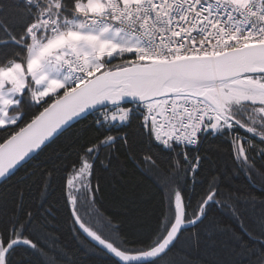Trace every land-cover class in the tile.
Wrapping results in <instances>:
<instances>
[{
	"label": "snow or ice",
	"instance_id": "snow-or-ice-1",
	"mask_svg": "<svg viewBox=\"0 0 264 264\" xmlns=\"http://www.w3.org/2000/svg\"><path fill=\"white\" fill-rule=\"evenodd\" d=\"M229 171L264 180V0H0V264H264ZM103 172L156 185L150 231L99 211Z\"/></svg>",
	"mask_w": 264,
	"mask_h": 264
},
{
	"label": "trees",
	"instance_id": "trees-1",
	"mask_svg": "<svg viewBox=\"0 0 264 264\" xmlns=\"http://www.w3.org/2000/svg\"><path fill=\"white\" fill-rule=\"evenodd\" d=\"M76 127L82 128L84 125L81 124ZM241 135H243V133H241ZM213 148L219 149L218 152L214 150L209 153L213 162L223 163L227 161V140L214 141ZM121 159H123V157H121ZM230 163V161H227L229 167ZM123 171L131 174L134 169L126 164ZM22 174V172L18 173L16 177H13L12 180L8 182V184H14ZM59 175H61V173H57V176ZM101 175L104 177V179L100 181L103 191L99 194L101 197L100 202L96 205L99 211L103 215L109 217H111L113 213L118 214L120 219H126L129 226L135 230H143L144 232L150 231L152 227H154L155 217L160 210V196L156 185L151 180L137 173L134 177L131 175L121 177L126 182L131 181L127 188H123L118 183V178L114 177L111 172H103ZM32 179L35 181L37 178L33 177ZM200 179L202 180L203 177H200ZM224 183L228 186L225 189L226 191L228 189H239L240 193L250 192L257 198V200H264V180H261L259 177L249 179L243 173L234 174L232 171H229L227 172ZM58 184L59 181L57 180V184L53 185L49 192L48 204L45 205V207L52 206L56 216V219L51 221L48 232L55 239L62 240L66 243L70 242L74 249L81 248L82 245L78 242H73L71 236L68 234V225L64 222L67 217V211L63 207V201L61 200L60 203L57 204V199L60 195ZM37 188V184L32 185V191L34 194L36 193ZM101 205H103V207H101ZM56 208H59L60 211L56 212ZM258 213L259 208L257 207L253 216L258 215ZM82 215L85 220H89L86 213H82ZM49 243H51V241H49ZM57 247H59V245H57ZM88 254H92L91 249H88ZM185 255L184 252H181L178 249L172 254L170 259H176ZM94 264H105V262L103 259L98 258Z\"/></svg>",
	"mask_w": 264,
	"mask_h": 264
}]
</instances>
